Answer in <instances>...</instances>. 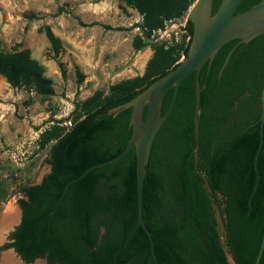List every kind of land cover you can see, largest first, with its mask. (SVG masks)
I'll use <instances>...</instances> for the list:
<instances>
[{"label":"trees","instance_id":"trees-1","mask_svg":"<svg viewBox=\"0 0 264 264\" xmlns=\"http://www.w3.org/2000/svg\"><path fill=\"white\" fill-rule=\"evenodd\" d=\"M142 16L138 26L151 36L168 22L183 18L196 0H120ZM261 0H242L236 13ZM221 0L214 1V13ZM111 29V27H109ZM123 30V28H118ZM188 42L165 49L155 46L144 77L114 88L110 97L96 95L72 114V126L57 122L37 142L49 151L51 172L40 185L23 188L19 201L22 223L11 234L25 264L47 259L48 264H156L150 242L137 223L136 152L133 148L114 165L93 170L65 186L92 166L118 156L132 137V110L108 112L139 95L186 57ZM55 48L58 40L47 28ZM141 46V47H140ZM142 49L143 45L138 46ZM231 58L221 78L227 55ZM65 75L62 64H59ZM79 82L84 75L76 67ZM0 76L14 89L32 86L38 95L54 94L52 80L28 49L0 52ZM196 78L193 72L181 84L176 103L157 134L144 185V220L152 233L159 264H255L264 233V143L255 165L264 87V35L249 44L233 40L200 73L202 86L198 167L208 178L211 194L194 167V113ZM174 90L163 104L171 105ZM147 110L145 111V116ZM264 135V130H263ZM62 198V199H61ZM7 194L0 184V201ZM223 234L219 235V218ZM264 264V252L260 261Z\"/></svg>","mask_w":264,"mask_h":264},{"label":"rangeland","instance_id":"rangeland-1","mask_svg":"<svg viewBox=\"0 0 264 264\" xmlns=\"http://www.w3.org/2000/svg\"><path fill=\"white\" fill-rule=\"evenodd\" d=\"M187 16L147 36L135 27L142 23L140 13L120 0H0V52L28 49L54 89L46 98L32 86L6 97L5 83L0 85V184L7 194L0 201V219L10 204L20 208L26 185H40L50 173L47 159L55 142L39 149L41 133L57 122L71 127L76 105L81 110L96 95L110 97L116 86L144 77L155 46L186 44ZM47 28L59 42L55 48L46 37ZM76 67L84 75L81 83ZM6 243L0 244V264L7 255L21 264Z\"/></svg>","mask_w":264,"mask_h":264},{"label":"water","instance_id":"water-1","mask_svg":"<svg viewBox=\"0 0 264 264\" xmlns=\"http://www.w3.org/2000/svg\"><path fill=\"white\" fill-rule=\"evenodd\" d=\"M215 0H196L195 4L188 12L187 22H190L193 27V36L186 57L177 64L166 75L154 81L149 87L142 91L129 102L119 105L109 110V115L117 116L119 112L127 109L132 110L130 126L133 130L126 148L115 158L105 161L90 167L81 176L69 182L63 191L62 198L68 191L69 187L83 179L86 175L95 169L114 165L119 160L123 159L133 148L136 152V194H137V223L147 235L152 256L156 262L157 256L155 253L154 241L152 233L148 230L144 220V185L149 164L153 144L163 124L172 111L184 79L191 73L196 72V107L194 113V167L197 174L204 180V188L207 194H211V188L208 178L201 173L198 167L199 162V139H200V109H201V94L202 86L200 82V73L203 67L208 63V71L220 50L229 42L239 40L240 43L249 44L255 38L264 35V0L253 5L249 9L236 13L238 6L242 0H221V3L214 13ZM231 51L219 72V79L230 61ZM174 90L173 98L169 110L163 114V104L165 97L170 90ZM147 114L145 116V111ZM264 87L261 94V115L259 119V137L260 144L255 155V165L259 157V153L264 143ZM51 172V167L50 171ZM42 183V181H40ZM61 198V199H62ZM215 209L219 218V235L223 241L222 234L224 229L223 218L220 208L215 205ZM20 214L18 220L11 225L7 231H1L3 239L0 244L9 243L8 237L22 223V209L19 208ZM0 219V227L2 225ZM1 230V229H0ZM11 251L19 258L21 264H25L14 248ZM264 252V233L258 256L255 264H260ZM230 264H236V261L231 253H228ZM36 262L48 264L47 259H37ZM32 263V264H34Z\"/></svg>","mask_w":264,"mask_h":264},{"label":"bare ground","instance_id":"bare-ground-1","mask_svg":"<svg viewBox=\"0 0 264 264\" xmlns=\"http://www.w3.org/2000/svg\"><path fill=\"white\" fill-rule=\"evenodd\" d=\"M21 208V207H20ZM19 218V209L14 206L13 204H10L8 208L6 209V213L2 218V225L0 227V241L3 239L4 236H2L1 231H7L12 224H14ZM4 260L6 263L5 264H20L18 261H16L12 256L7 255ZM39 264H42L40 262Z\"/></svg>","mask_w":264,"mask_h":264},{"label":"crops","instance_id":"crops-1","mask_svg":"<svg viewBox=\"0 0 264 264\" xmlns=\"http://www.w3.org/2000/svg\"><path fill=\"white\" fill-rule=\"evenodd\" d=\"M6 85H5V84ZM1 84H4V85H2L3 87H5V88H7V93L5 94L4 93V95L6 96V97H8V95L11 97H14V93H13V91L15 90L14 88H12L7 82H6V79L3 77V76H0V85ZM9 90V91H8ZM9 97V98H10ZM0 99H2L1 97H0Z\"/></svg>","mask_w":264,"mask_h":264},{"label":"flooded vegetation","instance_id":"flooded-vegetation-1","mask_svg":"<svg viewBox=\"0 0 264 264\" xmlns=\"http://www.w3.org/2000/svg\"><path fill=\"white\" fill-rule=\"evenodd\" d=\"M50 167H51V166H50ZM51 170H52V169H51ZM43 180H44V179H43ZM42 182H43V181H42ZM8 239H9L10 242H9V243H6L5 246H6L7 244L13 243V241H14V240H12L11 235L8 237ZM9 249H11V248H9Z\"/></svg>","mask_w":264,"mask_h":264},{"label":"built area","instance_id":"built-area-1","mask_svg":"<svg viewBox=\"0 0 264 264\" xmlns=\"http://www.w3.org/2000/svg\"><path fill=\"white\" fill-rule=\"evenodd\" d=\"M159 32H162V30H160Z\"/></svg>","mask_w":264,"mask_h":264},{"label":"clouds","instance_id":"clouds-1","mask_svg":"<svg viewBox=\"0 0 264 264\" xmlns=\"http://www.w3.org/2000/svg\"><path fill=\"white\" fill-rule=\"evenodd\" d=\"M187 22V21H186Z\"/></svg>","mask_w":264,"mask_h":264}]
</instances>
